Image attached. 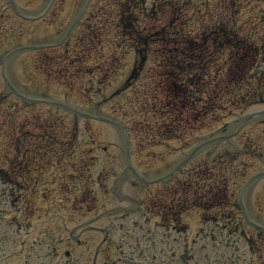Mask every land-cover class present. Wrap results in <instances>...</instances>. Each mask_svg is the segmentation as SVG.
Returning <instances> with one entry per match:
<instances>
[{
    "label": "rangeland",
    "instance_id": "obj_1",
    "mask_svg": "<svg viewBox=\"0 0 264 264\" xmlns=\"http://www.w3.org/2000/svg\"><path fill=\"white\" fill-rule=\"evenodd\" d=\"M47 2L0 0V31L8 34L0 39L9 38L25 48L8 57L7 82L0 69L1 165L9 170V160L17 159L16 155L42 160V156L53 159L63 154L66 163L61 162V174L64 171L65 175L74 176L72 182L77 188L91 181L95 194L88 197L91 204L73 205L75 195L60 191L59 179H53L57 178L53 172L58 175L56 165L44 167L42 174L36 171L35 162L30 168L23 167L21 174L25 178L20 179L33 186L29 192L15 187L10 192L5 186L9 183L8 174H1L0 264H107L105 261L113 257L112 249L126 250L132 245L137 249V244L141 249L142 244H147L142 239L136 243L133 235L162 232L154 222V210L145 218L134 211L116 209L118 203L109 202L108 196L97 188L98 181L102 180L101 186L105 182L104 172L111 173L106 186H110L113 175L121 174L125 162L116 155L125 153L131 155L132 162L148 179L181 164L178 173L172 172L167 181L146 186L153 195L158 189L157 200L160 196L168 199L171 194H167V189L175 187L178 192L172 196L180 194L183 199L175 205L183 211L180 220L186 229L184 234H156L155 240L160 238L161 247L166 248L160 253L161 264H191L187 258L180 263L178 257L187 256V252L191 256L192 251V264H264V235L246 225L244 230L251 243L247 247L241 236L232 235L233 223L224 225L223 217L214 221L219 216L214 211L217 202L223 211L229 210L232 200L225 195L232 191L236 198L243 181L255 175L245 189L243 203L254 220L264 226V113L258 115V111H264V100H256L242 113L223 120L227 133L234 132L230 139L210 142L209 135L218 134L216 127L221 123L193 135L175 131L165 124L167 118L159 108L168 106L171 96L159 93L157 88L160 73L166 70L161 60L175 56V45L169 41L188 33L190 37L203 33L202 20L209 21L211 16L240 15L244 19L237 23L240 28L254 31L248 36L238 34L233 40L235 48L253 46L251 40L255 36L258 43L264 41V0H144L142 10L134 13H128L135 10L132 0H53L48 11L32 21L14 12L36 15ZM173 33L181 34L174 37ZM234 35L227 34L231 38ZM59 40L58 45L40 46ZM219 42H215L213 52L225 55L223 41L222 45ZM0 45L4 46V42ZM263 50L264 46L260 52ZM259 67H264V63ZM185 111L178 113L173 108L175 115L167 116H172L179 127L187 118ZM251 112L255 115L239 126ZM121 130L127 136L126 147ZM227 148L237 154L233 161L223 158V197H217L220 201H215L211 206L214 209L205 215L208 220H202V200L193 197L191 190L184 195L183 189L191 183L193 171L203 160L205 164L215 150ZM144 152L156 158L147 159ZM207 175L203 187L218 184ZM7 179L19 181L18 177ZM124 179L126 186H135V182H130L131 176ZM65 185L70 188L72 184ZM123 191L131 190L125 187ZM172 205L168 203L167 207ZM128 211L130 214L123 220L115 219V215ZM98 216L102 218L94 220ZM175 217L173 213L168 219ZM105 233L108 237L103 241ZM106 245L110 251L108 247L107 252H100ZM65 250L68 258L63 257Z\"/></svg>",
    "mask_w": 264,
    "mask_h": 264
},
{
    "label": "trees",
    "instance_id": "obj_2",
    "mask_svg": "<svg viewBox=\"0 0 264 264\" xmlns=\"http://www.w3.org/2000/svg\"><path fill=\"white\" fill-rule=\"evenodd\" d=\"M165 83L166 81L163 82V88L166 86ZM203 83L204 80L202 78L198 79L196 83L197 88L191 90L185 89L183 83H180L179 85L171 83L169 89L165 88V91H169V93H172V96L175 98V102L178 104V106H180L179 102H181V105L186 104L192 107L190 116L195 118L199 114L200 118H202L200 123H202L203 121H208L210 123L214 122L217 119L223 117V112H229L232 107L247 105L254 101L253 95L251 93L239 94L231 92V89H233V87L230 86L229 82H227L229 84V88L225 89V95L227 96V98L225 100V103H223V85L215 90L214 88L210 90L209 87L207 88L206 86H203ZM202 89H204V91H201ZM176 109L178 110V107ZM167 110L169 111V108H167ZM168 118H170L169 115ZM192 120L195 122L197 119ZM222 158L223 156H220L219 160H221ZM208 173L209 175L215 177V179L218 178V176L213 174L211 171H208ZM212 189H209V191H211Z\"/></svg>",
    "mask_w": 264,
    "mask_h": 264
}]
</instances>
